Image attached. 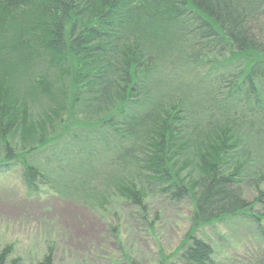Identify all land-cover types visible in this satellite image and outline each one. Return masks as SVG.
<instances>
[{
    "label": "trees",
    "instance_id": "obj_1",
    "mask_svg": "<svg viewBox=\"0 0 264 264\" xmlns=\"http://www.w3.org/2000/svg\"><path fill=\"white\" fill-rule=\"evenodd\" d=\"M14 170L93 210L186 202L168 264H215L199 231L216 222L254 218L264 237V0H0V173ZM8 248L0 264H18Z\"/></svg>",
    "mask_w": 264,
    "mask_h": 264
},
{
    "label": "rangeland",
    "instance_id": "obj_2",
    "mask_svg": "<svg viewBox=\"0 0 264 264\" xmlns=\"http://www.w3.org/2000/svg\"><path fill=\"white\" fill-rule=\"evenodd\" d=\"M264 189V185L262 186ZM252 201L257 190L245 187ZM142 215L117 198L104 210L53 195L45 186L27 189L17 170L0 173V249L8 246L18 264H35L52 249L54 264H168L189 230L190 207L162 196L147 198ZM264 214V202L253 212ZM254 218L238 216L205 226L199 234L211 245L215 264L264 252ZM264 230V218L260 221Z\"/></svg>",
    "mask_w": 264,
    "mask_h": 264
}]
</instances>
